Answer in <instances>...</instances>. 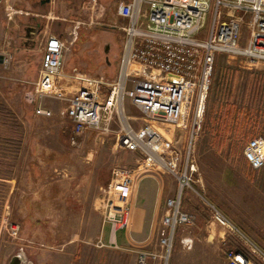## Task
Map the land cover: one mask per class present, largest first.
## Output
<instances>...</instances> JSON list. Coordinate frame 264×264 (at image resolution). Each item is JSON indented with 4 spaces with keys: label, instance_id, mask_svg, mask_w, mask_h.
Here are the masks:
<instances>
[{
    "label": "rangeland",
    "instance_id": "rangeland-1",
    "mask_svg": "<svg viewBox=\"0 0 264 264\" xmlns=\"http://www.w3.org/2000/svg\"><path fill=\"white\" fill-rule=\"evenodd\" d=\"M87 2L63 1L61 6L66 15L64 19L70 21L64 36L84 37L85 40L98 43V48L91 47L81 54L78 48L73 52L68 51L70 49L66 45L63 67L71 70L78 63L85 66L82 65L83 61L94 66L100 62L109 65L106 71L109 75L115 70L120 56L123 32L118 27L122 25L110 27L113 18L109 17L107 11L100 18H92ZM102 3L106 5L107 2ZM37 10L35 7L29 8L23 0H0V56L3 58L0 64V102L13 114L21 135L20 142L0 139V264H8L14 256H20L23 264H137L136 252L139 248L162 254L157 245V230L165 201L176 193L175 178L138 153L119 150L115 146L119 124L113 125L104 137L93 131L76 137L72 134V125L60 114L65 108V101L43 98L40 105L51 112L50 117L35 116L32 107L26 103L29 96L36 101L33 82L38 76L44 40L50 36L47 34L44 37L46 39L41 36V43L38 39L34 48L23 46V29L31 22L25 14L44 15ZM46 15L52 16L48 13ZM106 17L110 18L109 24L106 23ZM211 21L209 14L205 27L196 37L206 36ZM247 32L244 26L245 37ZM107 47L109 50L105 54ZM218 68L233 78L236 107L243 106L246 109L244 97L250 92L246 80L249 77L251 79L250 74L255 72L264 73V63L250 64L242 56L216 54L205 113L213 111L219 104L211 92ZM58 78L53 87L55 92H58L55 90ZM125 108L124 114L135 129L140 130L146 123L152 122L155 125L154 128L162 137V151L175 148L184 155L190 137V115L187 122L163 124L147 121L135 108L131 113ZM258 110L259 107L252 106L253 117L261 116ZM206 126L205 118L191 148L197 173L190 187L182 191L181 209L192 216L194 222L191 226H181L175 230L167 260L149 261L148 264H171L174 247L179 251L178 259L183 255L184 259L191 260L193 264H225L224 253L228 248L225 242L222 244L217 241V234L222 228L214 223L216 232L211 230L210 223L213 222L208 204L215 207L235 228L225 238L233 235L247 248L254 246L264 253V168L251 170L242 155L246 143L256 135L231 137L226 144L215 148L210 142ZM252 133L264 136V130L260 127ZM88 154L92 157L101 181L91 189V196L95 198L89 208L90 212H60L59 208L68 200L62 186L64 175L74 172V164L87 160ZM49 157L56 163L69 161L72 168H59L56 163L49 166L46 164ZM118 168L132 170L133 200L140 209H144L147 217L153 215L156 188L158 184L163 185L162 213L152 233L145 231L134 234L131 231L129 244L122 242V232H117L119 248L113 249L107 246L108 229L107 225L103 228L98 205L110 181L111 172ZM49 208H54V212H48ZM196 208L201 214L196 213ZM200 215L207 220L204 221ZM126 234L129 236L128 232ZM100 238L104 246L98 244ZM202 253H206V257L201 256ZM181 264H185V260Z\"/></svg>",
    "mask_w": 264,
    "mask_h": 264
},
{
    "label": "built area",
    "instance_id": "built-area-1",
    "mask_svg": "<svg viewBox=\"0 0 264 264\" xmlns=\"http://www.w3.org/2000/svg\"><path fill=\"white\" fill-rule=\"evenodd\" d=\"M96 1L90 0V6H95ZM87 9L92 18H100L99 13ZM115 14L126 24L118 27L123 32V41L114 77L85 78L82 87L66 100L60 114L70 121L76 137L88 131L104 137L109 134L114 119L118 120V147L138 153L175 178L176 193L165 201L157 230V245L162 254L140 248L136 252L137 264H148L167 260L175 230L194 222L181 209L182 191L190 187L197 173L191 148L204 121L216 54L242 56L250 64L264 63V0H128L117 4ZM209 14L210 29L205 37H196L205 27ZM244 26L248 30L246 37ZM64 49V42L54 36L44 44L33 84L39 102L47 97L63 99L53 87L63 67ZM126 100L147 121L181 123L191 116L184 155L175 148L161 150L162 137L152 122L135 129L124 114ZM35 114L51 116L40 104ZM242 155L251 170L264 168V137L250 139ZM133 195L132 170L114 169L98 205L103 225H108V247L119 248L116 233L129 227ZM207 208L214 222L234 231L215 207L208 204ZM98 244L104 246L101 238ZM249 248L264 264V253L254 246ZM224 259L225 264H251L241 252L234 250L225 251Z\"/></svg>",
    "mask_w": 264,
    "mask_h": 264
},
{
    "label": "crops",
    "instance_id": "crops-1",
    "mask_svg": "<svg viewBox=\"0 0 264 264\" xmlns=\"http://www.w3.org/2000/svg\"><path fill=\"white\" fill-rule=\"evenodd\" d=\"M63 1L65 3V0H63ZM63 1L62 0H51L50 3L48 5H46V7L44 9H39V8L35 7L38 9L37 11L39 12V14H44L45 12H47L48 14H52V16L49 15L48 17L45 18V19H47V21H45V24H44L45 32L41 38L43 39L44 37H47V34H48V36L50 35V36L57 37L64 42L65 48L67 46L69 47L68 49H70V50H68V51L73 52L75 48H78L79 51L81 52V54L84 51L89 50L91 47L92 48H98V43L92 42L90 40H85L84 37H81V36L76 37L73 35L72 37L69 36L68 38H65L64 35L67 33V29L65 28L66 26H62L63 24H65L64 20H66V19H64L66 15H65V13H63L64 10L62 11V6H61ZM102 1L107 2L106 5H104L102 3ZM121 1H128V0H97L96 5L93 7L90 6V0H88L86 5L90 9L94 10L96 13H99L100 16L105 11H107V13L109 14V17L111 16L113 18V19H111L113 21V23H110L113 25H111L110 27L119 26V25L124 26L126 24V22L124 20L118 18L115 14L116 6ZM64 9H65V6H64ZM55 14H57V15H55ZM36 16H37L36 14H33V17L36 18ZM56 16H58V17H56ZM109 17H106V23L107 24H109V22H110V21H108L110 19ZM42 39H40V41H39L40 43H41ZM44 39H46V38H44ZM46 40H44V44H45ZM99 42H101V41H99ZM95 43L97 45H95ZM101 44H102V42H101ZM107 50H108V47L105 50V54H107ZM24 53H26V52H24ZM64 55H66V53H64ZM82 63H83L82 65H85V66L82 67L81 64L78 63L76 65V68H73L71 70H67L66 68L63 67L61 70L60 76L57 80L56 90L58 91L59 96H61L63 98L60 101H65V106H66V100L68 98H70L75 92H77L82 87L83 80L85 78L93 77L96 79H104V80L112 79L116 73L118 60L116 62L115 70L109 75L106 74V71H108L107 67L109 65L105 66L100 62H98L96 66H94L93 64H89L86 61H83ZM84 67H86V68H84ZM232 90H233V87H232ZM26 99H27L26 103L29 105V107H32V111H33L34 115L37 116L35 114V109L38 107V105L41 102H39L37 99L34 102L33 101L34 99L32 98V96L31 97L29 96V98H26ZM33 103H34V105H33ZM124 108L127 109V111L129 113H131V110L134 109V107L131 105V103L128 100H126L124 102ZM216 109L215 108L213 109L212 116L214 115V112ZM62 111H64V109ZM40 117H42V116H40ZM61 117L65 118L70 123V121L66 117H64L62 115H61ZM210 119L212 120V117ZM238 119H239V121L241 120V118H238ZM260 122H257V123L260 124ZM113 125L120 126V122L118 120L114 119V121L111 124V127ZM254 129L257 130L258 125ZM263 130H264V128H263ZM234 133H236V132H233V134ZM249 135H251V136L256 135L255 137L260 136L257 134H253L252 132H248L246 134V136H249ZM115 146L119 150H121V148L118 147L117 135H116V145ZM52 155H53V153H52ZM51 158H53V156H51ZM51 158L49 157L46 160V164H48L49 166H51L52 164L54 165V163H56V161L50 160ZM91 158H92L91 155L88 154L87 160H85L83 162H76L74 164V167H73L74 172H72V173L68 172V174L66 176L64 175L65 181H63L62 186L64 187L63 190L67 194L65 198H67L68 200H67V202H65L63 204V207L59 208L60 212H90L89 208L93 202V199L95 198V197L92 198V196H91L93 194L91 192V189L96 183L97 184L101 183L100 177L98 176V172H97L96 168L94 167V165H93L94 163L91 160ZM56 165H58L59 168H63V169H65V168L71 169L72 168L70 166L72 164L69 161H65V162L64 161L63 162L57 161ZM157 184H158V182H157ZM158 185L159 186H158V188H156V195H155V200H154V204H153V207H154L153 215L151 217L150 216L147 217V215L144 213V209H140L139 206L136 205L135 201L132 200L131 209H130L129 227H128V229H126L125 232L120 231V232H122V238H123L122 242H125L128 244L130 243V240L132 238H130L131 236L129 233L131 231L134 234L135 233H143L145 231H148V233L150 234V232L152 233V231L155 230L157 222H158V220L161 216V213H162V212H160V208H161V201H162V194H163V185L162 184H158ZM31 209H32V207H31ZM48 212H54V208H49ZM211 220H212V218H211ZM211 222H213V223H210L211 230L213 231V233L216 232V230H215L216 228L213 227L214 223L217 227L222 228V230L220 232H218V234H217L218 235L217 241H219L223 244L225 242V239H226L224 236H226L227 234H231L230 233L231 231L226 227L219 226L213 220ZM206 224L208 226V223H206ZM105 226L106 225H104L103 228ZM207 226H205V227H207ZM195 227L199 228L198 226H195ZM107 229H108V225H107ZM177 229H179V227ZM127 232H128L129 236H127V234H126ZM177 237H178V235H177ZM148 244H150L149 241H148ZM248 250L251 252L250 248H248ZM178 253H179V251H176V248L174 247V250L172 251V257L173 258L171 260V264H181V261H183V260H185V264H193V262L191 260L184 259L183 255L179 256L180 258L178 259V256H177ZM206 255H207L206 253L201 254V256H205V257H206ZM187 257H188V255L185 256V258H187ZM257 260L260 262V264H263L259 258H257Z\"/></svg>",
    "mask_w": 264,
    "mask_h": 264
},
{
    "label": "trees",
    "instance_id": "trees-1",
    "mask_svg": "<svg viewBox=\"0 0 264 264\" xmlns=\"http://www.w3.org/2000/svg\"><path fill=\"white\" fill-rule=\"evenodd\" d=\"M251 75V79L246 80V86L249 87V94L245 95L246 109L242 107H236V96L232 90V76L225 74L223 69H219L216 72V78L211 86V92L216 99L217 109L212 116V111L205 113L204 122L206 118L207 126L206 132L210 138L211 144L215 148H220L223 144H226L228 140L232 138L246 137L248 132L255 131V123L258 124V129L264 128V73L255 72ZM253 77V78H252ZM252 106H257L260 110L258 113L261 116L253 117ZM244 110H243V109ZM243 115V116H241ZM241 120L239 121V117ZM212 117V120L210 119ZM254 118H256L254 120ZM19 128L14 120L13 114L6 109V107L0 102V139L9 140L13 142V139L20 142L21 135L18 131ZM233 132H236L233 134ZM264 137V136H263ZM199 210L196 208V211ZM200 213L199 211L196 212ZM201 214V213H200ZM204 221L207 218L200 215ZM227 250H234L241 252L245 258L251 264H260L256 256L253 255L247 247H245L240 241L230 235L225 240Z\"/></svg>",
    "mask_w": 264,
    "mask_h": 264
},
{
    "label": "flooded vegetation",
    "instance_id": "flooded-vegetation-1",
    "mask_svg": "<svg viewBox=\"0 0 264 264\" xmlns=\"http://www.w3.org/2000/svg\"><path fill=\"white\" fill-rule=\"evenodd\" d=\"M50 1L51 0H23V2L26 4V5H28V7L29 8H33V7H37V8H39V9H44L45 7H46V5H48L49 3H50ZM47 14V12H45L44 13V15L43 16H36V18L35 17H33V15L32 14H30V13H26L25 14V16H26V19L27 20H30L31 22L30 23H28L25 27H26V30L24 31L23 30V33H24V35H25V33H27V34H29V35H36V33L38 32V31H40V33L39 34H42V33H44L45 32V26H44V24H45V18H46V15ZM70 21H68V20H64V23L65 24H63L62 26H66V27H68L69 25L67 24V23H69ZM104 27H106V25H103ZM24 27V28H25ZM65 27V28H66ZM64 28V29H65ZM76 29H78V27L76 28ZM66 30V29H65ZM64 30V31H65ZM42 36V35H41ZM40 36V37H41ZM35 37L36 36H34L33 38H32V41L33 40H35ZM40 37H39V39H40ZM109 50V49H108ZM108 50H107V52H108ZM20 264H23L22 263V261H21V263Z\"/></svg>",
    "mask_w": 264,
    "mask_h": 264
},
{
    "label": "water",
    "instance_id": "water-1",
    "mask_svg": "<svg viewBox=\"0 0 264 264\" xmlns=\"http://www.w3.org/2000/svg\"><path fill=\"white\" fill-rule=\"evenodd\" d=\"M23 30L25 31L26 27ZM39 33H40V31H38L36 33V35H32V34L29 35V34L25 33L24 40H23L24 41L23 46L34 48L38 42L39 37L43 34V33L42 34H39ZM34 36H36L35 40L32 41V38ZM30 50H32V49H30ZM2 59H3L2 56H0V64L3 62ZM20 263H21V257L20 256H14L10 259L8 264H20Z\"/></svg>",
    "mask_w": 264,
    "mask_h": 264
},
{
    "label": "bare ground",
    "instance_id": "bare-ground-1",
    "mask_svg": "<svg viewBox=\"0 0 264 264\" xmlns=\"http://www.w3.org/2000/svg\"><path fill=\"white\" fill-rule=\"evenodd\" d=\"M186 105H187V104L185 103V107H186Z\"/></svg>",
    "mask_w": 264,
    "mask_h": 264
}]
</instances>
